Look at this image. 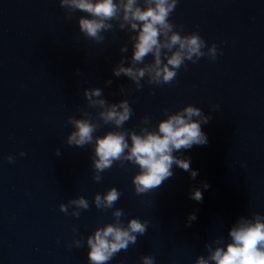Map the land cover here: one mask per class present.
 I'll return each instance as SVG.
<instances>
[{
  "label": "water",
  "instance_id": "obj_1",
  "mask_svg": "<svg viewBox=\"0 0 264 264\" xmlns=\"http://www.w3.org/2000/svg\"><path fill=\"white\" fill-rule=\"evenodd\" d=\"M65 15L58 0H0V264H89L85 239L114 222V209L123 210L124 225L131 218L148 225L107 264H141L145 255L153 264H193L207 255L205 243L228 242L238 217L264 216V0H177L170 22L181 26V35L197 32L204 51L215 44L217 56L185 61L171 84H148L145 77L141 89L112 75L120 58L131 55L129 33L112 22L105 39L93 42L76 22L86 13ZM145 62H152L150 54ZM85 88H100L109 103L128 101L125 129L138 131L148 117L154 130L166 119L164 109L185 105L210 115L201 125L208 143L173 153L190 157L196 178L173 165L174 175L159 188L136 194L131 178L138 167L114 161L93 180L92 146L65 143L73 130L68 117L97 111L88 107ZM111 130L101 124L94 136ZM112 187L120 198L112 208H96L94 195ZM193 188L202 192L201 202L190 199ZM77 197L89 204L79 216L71 215V205L67 214L59 210ZM190 213L197 219L186 227Z\"/></svg>",
  "mask_w": 264,
  "mask_h": 264
},
{
  "label": "clouds",
  "instance_id": "obj_2",
  "mask_svg": "<svg viewBox=\"0 0 264 264\" xmlns=\"http://www.w3.org/2000/svg\"><path fill=\"white\" fill-rule=\"evenodd\" d=\"M58 3L65 10L66 20H70L77 10L87 14L79 16L76 22L79 32L93 42L105 39L102 33L113 29L112 22H116V28L129 33L131 55L120 58L112 68V75L127 77L137 89H141L140 81L145 77L148 84H171L178 70L187 68L185 61L196 63L200 57L215 60L217 56L215 44L207 45V51H204L206 43L197 32L181 35V26L170 22L169 17L176 8L177 0H58ZM120 51L127 52V46L122 45ZM149 54L152 62L146 63L145 57ZM76 72L79 74V70ZM111 83V80L105 81L106 86ZM120 91L123 93L124 89ZM83 96L88 107L97 111L95 116L87 111L81 112V118L69 116L68 123L73 130L68 133L65 143L81 148L92 146L93 180L100 181V173L111 168L114 161H119L121 165L127 161L138 167L139 171L131 178L136 194L159 188L174 175L173 165L188 172L191 179L196 178L198 171L191 168L190 157L179 158L173 153L208 143L201 125L209 123L210 115L192 105H185L173 113L164 109L166 119L160 120L154 130L148 117H143L141 122L144 126L136 131L122 127L132 115L127 100L109 103L102 97L100 88H85ZM94 97L97 99L94 100ZM101 124H111L113 130L94 136ZM56 154L60 155L59 150ZM6 159L13 161L11 156ZM201 187L207 189L209 185L203 183ZM120 196L121 193L112 187L103 195H94L93 203L98 209H109ZM190 199L196 202L203 200L199 188L191 190ZM70 205L76 209L71 213L74 217L79 216V209L89 207L85 198L77 197L69 200L67 205L60 204L59 210L67 214ZM122 215V209H114V222L96 228L87 236L85 243L89 264H107L120 250L135 244L137 235L145 234L148 221L131 218L124 225L120 221ZM196 219L195 213H190L185 226L190 227ZM227 236V243L222 237L211 244L205 243L207 255L197 256L193 264H264V216L253 213L251 219L238 217L228 228ZM72 243L81 247L80 240ZM140 260L141 264H153L154 258L145 255Z\"/></svg>",
  "mask_w": 264,
  "mask_h": 264
}]
</instances>
